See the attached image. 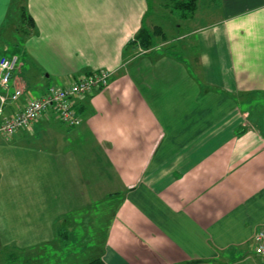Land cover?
<instances>
[{"label":"crops","instance_id":"obj_1","mask_svg":"<svg viewBox=\"0 0 264 264\" xmlns=\"http://www.w3.org/2000/svg\"><path fill=\"white\" fill-rule=\"evenodd\" d=\"M12 3L0 0V33ZM151 3L26 0L34 30L9 87L22 95L5 116L31 89L40 97L110 76L72 99L78 127L49 111L15 133L40 136L39 228L55 241L63 226L73 242L50 255L52 239L40 237L39 264H264L251 240L264 227V134L245 109L264 108V0H198L173 39L130 56Z\"/></svg>","mask_w":264,"mask_h":264},{"label":"rangeland","instance_id":"obj_2","mask_svg":"<svg viewBox=\"0 0 264 264\" xmlns=\"http://www.w3.org/2000/svg\"><path fill=\"white\" fill-rule=\"evenodd\" d=\"M22 2L23 0L13 3L7 25L0 33V58L1 56H16L20 61L23 42H18V40L20 36L22 39L25 38L18 31L21 20L17 7ZM151 2V13L155 15L151 19L150 27L152 28V25L160 26L163 29L165 37L173 39L171 36L178 33L175 29V24L179 20L176 18V15H170L168 12H163L157 8L156 4H159L157 0H151ZM197 6L200 12V5L198 4ZM208 21L195 20L193 23H190V26L195 27V25L198 26L200 23ZM184 26L183 29L186 31L188 27ZM184 33L183 31L181 34ZM157 40L161 43L159 39ZM140 51V49L131 51L132 54L130 56ZM24 75L22 74V77ZM29 91L35 98L39 97V90L31 89ZM254 100L258 102L260 99L255 98ZM245 109L250 111L251 121L252 119L260 121L257 127L264 134V108L259 105ZM30 128L27 129L29 130ZM14 136L6 137L0 135V264H6L11 261L9 259L11 255L16 256V260L20 261L19 264H22L25 260H27L26 263L28 264H39V238L48 239L49 237L52 239L51 241L54 240L53 234L48 231L49 229H46L44 226H40L39 228L40 136L37 134L29 139ZM61 181L64 187L68 185L66 182L67 178ZM58 228L60 229L59 233H65L68 239H66V236L57 235L55 241L46 244L47 252L50 255L56 254L55 250L50 246H70L73 243L68 230L63 228V226H59ZM91 243H93L92 248H95V242ZM12 260L14 261L13 258Z\"/></svg>","mask_w":264,"mask_h":264},{"label":"built area","instance_id":"obj_3","mask_svg":"<svg viewBox=\"0 0 264 264\" xmlns=\"http://www.w3.org/2000/svg\"><path fill=\"white\" fill-rule=\"evenodd\" d=\"M18 65L16 56L0 58V135L6 137L14 136L18 131L30 128L49 111L55 113L60 123L67 128L78 127L80 120L72 107V99L107 88L110 82L107 72H93L78 78L68 87L51 86L42 96L29 100L21 112L5 116L4 105L8 101H18L22 95L20 89L9 92L10 82ZM252 238L254 254L264 258V227L260 228Z\"/></svg>","mask_w":264,"mask_h":264},{"label":"trees","instance_id":"obj_4","mask_svg":"<svg viewBox=\"0 0 264 264\" xmlns=\"http://www.w3.org/2000/svg\"><path fill=\"white\" fill-rule=\"evenodd\" d=\"M20 0H13V3H18ZM198 0H158L157 8L163 12H168L170 15H176L179 21H187L194 17L197 9ZM12 3V6H13ZM15 5V4H14ZM18 11L20 12V26L19 30L23 38L29 37L34 30V23L31 16L27 13L26 0L20 4ZM21 37V36H20ZM19 37V41L24 39ZM165 42L167 39L160 26L154 25L152 28L141 26L135 37L128 43L127 48L133 51L140 49L141 51H148L155 48L159 42ZM90 74H86L88 76ZM73 107V106H72ZM87 264H104L100 259H92Z\"/></svg>","mask_w":264,"mask_h":264}]
</instances>
